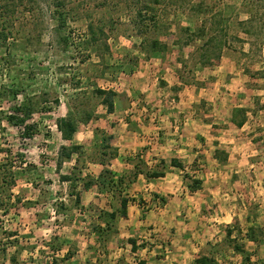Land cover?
I'll list each match as a JSON object with an SVG mask.
<instances>
[{"label": "rangeland", "instance_id": "374dc122", "mask_svg": "<svg viewBox=\"0 0 264 264\" xmlns=\"http://www.w3.org/2000/svg\"><path fill=\"white\" fill-rule=\"evenodd\" d=\"M50 1L38 0L42 9H35V18L43 11V24L32 20L29 36L0 45V168L7 167L5 176L10 169L15 180L9 191L0 189V264H52L53 258L57 264H78L83 257L86 264H130L123 251L114 253L107 246H130L137 228L129 231L126 221L118 218L105 239L93 229L101 223L99 211L113 210L121 195L132 199L131 217L142 218L141 235L149 234L145 240L139 233V245L159 244L160 258L176 252L185 235L188 260L182 264H195L200 256H208L212 264H243L232 249L233 240L252 253V260L264 261L263 243L245 237L250 226L264 230V33L259 35L261 50L252 53L249 44L241 50L235 40L238 34L251 40L235 25L248 16L245 0H160L157 25L142 34L135 18L139 0H67L76 13L58 28L44 7ZM254 4L264 25V0H252V10ZM17 10L19 18L25 16L21 6ZM223 23L229 25L226 34L233 45L223 46L217 58L218 49H208L204 41ZM88 24L103 30V34L95 31V41ZM152 40L165 46L158 54L149 50ZM128 76H138L142 83ZM95 88L113 89L121 108L139 101V107L135 102L128 112L139 111L145 130L141 136L150 142L148 147L141 144L131 153L119 154L113 135L104 127L107 112ZM23 103L31 108L26 117L33 126L30 137L23 125L6 118ZM156 108L162 114L177 110L176 134L157 133L160 120L150 119ZM237 108L241 111L235 113ZM87 114L90 117L84 121ZM68 115H74L78 124L72 138L64 140L55 121ZM185 115L193 116L206 134L196 140L195 155L183 159V170H168L173 158L151 157L150 146L153 141L161 147L184 146ZM240 119L244 121L238 126ZM71 144L80 149L64 159L60 148ZM94 166L101 168L97 174ZM104 167L116 174L115 179L123 176L124 185L114 196L97 184L83 187ZM136 167L140 172L133 180L130 172ZM152 170L170 173L152 187L160 194L143 187L142 180H153L144 172ZM61 175L75 180L62 181ZM193 178L202 181L195 194L188 189ZM76 192L82 197L79 204L73 202ZM159 196L166 201L161 203ZM171 197L175 199L170 201ZM257 234L264 237V232ZM173 236L183 241H173ZM64 246L68 251H61ZM77 246L90 247L74 258ZM192 246H197L195 251Z\"/></svg>", "mask_w": 264, "mask_h": 264}, {"label": "trees", "instance_id": "16d2710c", "mask_svg": "<svg viewBox=\"0 0 264 264\" xmlns=\"http://www.w3.org/2000/svg\"><path fill=\"white\" fill-rule=\"evenodd\" d=\"M160 0H139V8L135 11V18L136 21L139 23V33L142 34L143 32H147L152 27L156 26L158 21L156 20V6L159 5ZM250 0H245L244 4L247 5L248 8L246 10V13L248 16L245 19H238L236 25V29L238 33H243L245 35H248L251 40H246L247 38H242L239 36H235V40L239 41L241 43V50H243V45L245 43L249 44V51L253 52L256 49H260L262 47L263 40L259 35L264 33V25L262 21V17H260V11L254 4V9H251L252 6V0L251 3ZM21 6L20 12L22 14L24 13L25 16H22L21 18L18 17V8ZM46 12L48 13V19L54 20L56 22L57 28L64 25L66 23V20L68 17H72V14L76 13L75 8L73 6H70V4L67 2V0H52L50 2H46L44 5ZM42 9V7L38 6V0H0V45H4L8 39H16L18 36L26 37L30 35V29L28 28V24L35 20L38 23V26L43 24L44 22V15L43 11L41 12L40 16L36 17V10L35 9ZM31 13V14H29ZM29 14V16H27ZM264 16V15H262ZM89 29L91 30V39L97 40V34L96 32L99 31L103 34V30H94L91 24H88ZM186 30H190L191 28L187 26L185 28ZM229 29V25L227 23L218 24L217 27L212 30L208 34V37H206L205 45L208 46V49H211L212 47H216L215 49H218L217 58L220 57V51L223 49V46H229L231 47L232 41H230L227 37ZM96 31V32H95ZM63 41H66L67 38H62ZM149 50L151 54H158L160 50L164 49V45L158 41V40H152L150 42ZM203 45V44H202ZM12 93H16V90H11ZM94 93L101 95V103L105 105L107 112H112L114 107V98L117 96V93L113 89H102V88H95ZM30 106H27L23 103V105H20L18 107H14V113L7 115V121L14 125H23V129L25 130L24 134L30 137L32 135V125L26 123V117L29 116ZM241 111L240 108L235 109V113ZM18 112L23 113V116H18ZM86 117H90L89 114L85 115L84 121H86ZM243 119H240L237 121V125L240 126L243 124ZM56 126L58 130L60 131L62 138L64 140H70L72 138V135L76 131L78 120L74 115H68L63 117H58L55 121ZM80 149L79 145L71 144L70 146L62 145L60 148L62 157L64 159H70L73 153L78 152ZM171 165L178 167L180 169H184L185 166L183 163L179 162L177 159L171 160ZM61 164V160L58 161L57 166ZM6 166L1 165L0 169H3V173H6ZM8 175L5 176L3 174L4 181L2 182V186L0 189L2 191L6 192L8 188L10 189L12 185L14 184V178L12 175L11 170H7ZM142 171V170H141ZM140 172L139 168L136 167L135 170L131 171L130 174L132 176V179L134 180L138 173ZM145 175L148 178H158L165 175L164 170H152L149 172H144ZM115 173L110 170L107 167H104L101 172L97 175V177L93 179L86 180L83 182L84 189H88L90 186L97 184L99 189L101 191H106L109 193H112L114 196V192L117 190V188H120L124 185V182L122 181L123 176H119L117 179H115ZM8 177L9 180H5ZM62 181H73L75 178L71 177V175H61L60 176ZM202 181L199 178H193L191 181V184L188 185L189 191H196L201 188ZM9 191V190H8ZM120 192V191H119ZM155 196V194H154ZM159 199L161 200V203H164L166 201L165 197L159 196ZM132 201L131 198H128L127 196H120L119 198V205L117 207H114L113 210H101L99 211V216H97L101 223L94 225L93 229L98 234L102 235V238L105 239L107 237L108 232L110 229L115 225V222L118 220V218H126L128 214V205ZM73 202L75 204H79L80 202V194L76 192L74 195ZM60 206H63L61 203ZM263 233L264 230L262 227H254L250 226L248 227L245 237L249 241L258 243L262 242L264 245V237L260 236L257 233ZM226 233L230 235L231 231L227 230ZM98 236V235H97ZM262 237V238H261ZM129 242L134 248L135 246V238H129ZM232 249L234 252L240 254L242 256V262L243 264H264V261L256 259L252 260L251 256L252 253L247 251L245 246L238 242L237 240H233ZM67 255H63L62 259H65ZM12 261L14 260V257L11 258ZM52 264H57V259L53 258L51 261ZM195 264H212V259L208 256H200L194 260Z\"/></svg>", "mask_w": 264, "mask_h": 264}, {"label": "crops", "instance_id": "0c3cea01", "mask_svg": "<svg viewBox=\"0 0 264 264\" xmlns=\"http://www.w3.org/2000/svg\"><path fill=\"white\" fill-rule=\"evenodd\" d=\"M130 77V76H128ZM131 79H137V82L140 84L142 83L141 80L139 82V78L138 76H135V78L130 77ZM136 103H138L139 101H135ZM135 102H130V104H126L124 106V108L120 107V102L118 98H114V107H113V111L112 112H107L106 111V107L104 109L105 112H107V115L105 116V120L103 119V122L105 124H107L108 126H104L105 129L111 133L113 135V141L114 144L118 147V151L119 154H127V153H131L132 150H135L136 146L138 145H146L148 147V143H150L149 141H145V136H141L143 132H145V130L143 129V122H140V118H139V111L137 112L136 109V114H131V112H128L129 109L132 108V106H135ZM137 107H139V103L136 105ZM156 106L160 107V100H157ZM122 109V111H120L119 109ZM132 111V110H131ZM157 111V112H156ZM162 109L161 108H156L155 111L153 113L150 114V119H156L160 120L159 122H157V129H159V132L157 133H161V135H165L167 133L169 134H176V129H177V123H179V118H176V114H174L175 112H177V110H173L171 112H166L164 114H162ZM118 112L119 113H125L123 114V116L118 117ZM142 113V112H140ZM146 113V112H145ZM152 114L154 116H152ZM186 116V115H185ZM142 119L145 120V116L142 115ZM149 119V118H148ZM100 119L97 120V124L102 127V123L103 122H99ZM184 123L187 124L188 126L185 127V132L187 133V135L185 134L184 140H188L184 142V146L179 147L177 149L175 148H169V147H161L160 145H157L153 139H151L153 141V144L150 146V149L153 151V153L151 154L153 156H159L162 158H165L166 156L173 159H177L179 162H184L183 159L185 158H189L192 155H195L194 153V147H198L196 145V140L201 137H205V132H203V127L201 124H194V121H196V119L193 116H186L183 118ZM163 123L167 124L166 128L163 127ZM154 125V124H153ZM142 127L140 130L139 128ZM163 129V130H161ZM161 130V131H160ZM205 131V128H204ZM89 133H91V131H89ZM156 133V134H157ZM147 137V136H146ZM143 139V141H140V139ZM149 138V137H148ZM157 145L156 147H154L153 145ZM200 151V150H199ZM193 152V153H192ZM118 163L121 165V162L118 159L113 160V162ZM156 158L153 159V162H156ZM171 160L169 161L170 164ZM113 165V164H112ZM114 170H116L117 172H119L121 170V168H115L112 167ZM176 167L172 166L171 164L168 167V170L170 169H175ZM93 169L94 173H98L100 171V167L99 166H94ZM170 174L169 172H167L165 174V176L162 177H158L156 179L153 180H142L145 181L146 183L143 184V187L145 188V190H151V191H157L156 193H159L157 189H152V187L156 188L158 186V182H160V180L165 179L167 177V175ZM151 188V189H150ZM143 189V188H141ZM197 191L193 192L194 194ZM186 194V192H184ZM192 193V194H193ZM160 194V193H159ZM191 195V194H190ZM81 195H80V200H81ZM144 198V196H143ZM172 198V199H171ZM169 200L172 201L175 199V197H171ZM185 198V197H184ZM136 206L139 207V204H135ZM106 208V207H105ZM160 212H164L161 211ZM136 216H137V212H136ZM126 222V224L130 227L129 231H133L134 228L138 229V234L135 239V246L134 248H132L131 244H129L130 246H107V248H112L114 250V253H124V256L126 258V261L130 264H182L185 263L187 252H188V246H186L187 241L185 240V235L184 237V242L181 243V245H179L176 248V252L174 250V253H169L164 255V257L159 256V252L162 251V246H158L159 244H154V246H140L139 243L140 239H138L139 237V233L141 235L142 231L140 230V222L143 221L142 218H139V216H137V219L132 218L131 214L128 211L127 217L123 218ZM135 220H137V222H135ZM141 220V221H140ZM134 225V226H131ZM136 233V232H135ZM90 234H88L89 236ZM129 235H132V233H130ZM149 234H144L141 235V237H144L145 240L149 239V237H147ZM175 236V235H174ZM173 236V241H176L177 236L174 237ZM170 238L172 236H169ZM182 238L177 239L178 242L183 241ZM172 241V240H171ZM77 253L75 254L74 258H77L78 256H81L83 254V252L88 251L90 246H77ZM197 246H192V251L196 250ZM61 251H68V246H64L63 248H61ZM120 251V252H119ZM24 252H26V250H24ZM82 253V254H81ZM87 253V252H86ZM64 254H62L63 256ZM121 255V254H120ZM86 256V255H85ZM72 258V259H74ZM89 258V257H88ZM84 257L82 258V261H80L78 264H86L85 263ZM24 264H32V263H28L27 261Z\"/></svg>", "mask_w": 264, "mask_h": 264}]
</instances>
